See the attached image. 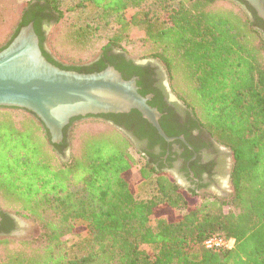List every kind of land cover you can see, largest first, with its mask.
I'll use <instances>...</instances> for the list:
<instances>
[{
  "label": "trees",
  "instance_id": "trees-1",
  "mask_svg": "<svg viewBox=\"0 0 264 264\" xmlns=\"http://www.w3.org/2000/svg\"><path fill=\"white\" fill-rule=\"evenodd\" d=\"M87 5L93 20L69 24L61 43L74 54L126 53L129 27L143 25L140 59L162 64L196 127L228 150L231 193L184 190L145 160L141 195L128 178L134 147L113 114L74 118L53 144L33 114L0 108V205L38 227L34 238L0 239V264H264V21L242 0H28L3 48L32 23L43 55L62 68L43 49L41 22L58 26ZM128 9H136L130 18ZM92 61L62 69L93 73L101 63L82 67ZM79 221L89 236L74 245L82 256L70 259L65 237ZM211 237L233 239V247L206 249Z\"/></svg>",
  "mask_w": 264,
  "mask_h": 264
},
{
  "label": "water",
  "instance_id": "water-1",
  "mask_svg": "<svg viewBox=\"0 0 264 264\" xmlns=\"http://www.w3.org/2000/svg\"><path fill=\"white\" fill-rule=\"evenodd\" d=\"M242 1L264 21V0ZM0 107L33 114L53 144L62 142L63 130L72 118L131 110L147 119L161 138L172 141L159 125L158 112L139 94L134 79H123L112 67L79 73L56 66L43 55L32 23L21 27L0 49Z\"/></svg>",
  "mask_w": 264,
  "mask_h": 264
},
{
  "label": "flooded vegetation",
  "instance_id": "flooded-vegetation-1",
  "mask_svg": "<svg viewBox=\"0 0 264 264\" xmlns=\"http://www.w3.org/2000/svg\"><path fill=\"white\" fill-rule=\"evenodd\" d=\"M47 26L43 20L40 26L43 33ZM43 49L47 52L44 46ZM51 59L54 60L52 56ZM54 62L62 68L70 67L56 60ZM94 63L101 64L91 68L93 73L100 72L97 71L99 66H104L102 70L112 67L122 78L125 72L129 75L127 80L134 79L139 94L145 92L141 96L146 97L148 105L158 112V122L163 132L171 134L168 137L172 138V141H165L136 110L113 114L116 116L119 129L126 135L134 150L140 154L144 163L145 160L150 161L157 168L170 174L184 190L198 192L219 186L220 178L228 173L231 163L224 158L222 147L196 127V121L190 111L171 92L165 70L157 60H135L125 52L111 50L100 53L92 62L82 67L88 69ZM79 73H85V70ZM132 111H135V114H131ZM107 123L116 126L114 121L108 120ZM19 218L14 213L0 209V239L23 236L25 231Z\"/></svg>",
  "mask_w": 264,
  "mask_h": 264
},
{
  "label": "rangeland",
  "instance_id": "rangeland-1",
  "mask_svg": "<svg viewBox=\"0 0 264 264\" xmlns=\"http://www.w3.org/2000/svg\"><path fill=\"white\" fill-rule=\"evenodd\" d=\"M27 1L28 0H0V48L5 46V44L9 41L11 36L14 34L18 26L20 12L22 10V7L25 5V3H27ZM174 4L171 5L174 6ZM143 8H149V7L144 6ZM95 12H96L95 9L91 5H87L83 11L65 14L64 21L58 26H50L46 28L45 41L43 43V46L47 52L49 51L48 54H50L54 60L66 66L80 65L83 64V62L85 63L94 60L100 54L99 52H97V54L95 55H90V56L86 54H74L72 51L67 49L61 43V39H60L61 34L66 30V27L69 24L85 25L86 23L91 22L93 20ZM135 12L136 9H128L125 14L127 18H130ZM165 16L163 18H165ZM144 37H145V27L143 25H139V26L131 25L129 27V30L126 34L124 41L122 42V47H124L126 53L135 60H142L140 59V47ZM101 38L102 39L99 41L98 47L103 45L106 41V39H104L105 38L104 33H102ZM159 64L162 67V64L161 63ZM0 108L4 109L3 107ZM81 122L83 121L80 120L74 123L70 127V130L75 125H78ZM98 126L99 125L96 124H90L88 127L96 128ZM222 149L224 151L223 153H225L226 155L225 157L227 159V162L229 161L228 163H231L230 153L228 152V150L224 148ZM132 154L135 158L136 166L128 178L129 179L131 178L132 186L136 185L137 190L142 195L145 189V184L139 182L137 169H139L144 164V162L142 161L140 155L135 150L132 152ZM68 155H69V150L66 152V157ZM219 181L220 183L218 184L219 185L218 187H210L209 189H207V191L220 197L228 196L231 193V186L229 183L228 175L226 174L224 177L220 178ZM0 209L14 213V211H12L11 209L4 208L1 205H0ZM156 212L157 213H155V215L152 216L150 219L151 226L154 225L155 217H157L158 215H164L166 211L164 208H160ZM175 213L176 215H182L184 211H178ZM19 219H21L20 220L21 225L25 233L23 234V236L17 238H11V239H15L19 241V240H25L36 237L38 234L37 225L29 219H25L23 217H20ZM76 227H77L76 233L65 237V241L68 247V258L70 259H76L82 256V253H80L74 247V245L77 241H80L82 239H87L89 236L88 231L86 229V225L83 222L81 221L77 222ZM141 250L148 251V247L143 246L141 247Z\"/></svg>",
  "mask_w": 264,
  "mask_h": 264
},
{
  "label": "built area",
  "instance_id": "built-area-1",
  "mask_svg": "<svg viewBox=\"0 0 264 264\" xmlns=\"http://www.w3.org/2000/svg\"><path fill=\"white\" fill-rule=\"evenodd\" d=\"M233 244V239H225L224 237H211L204 242L205 248L210 250L230 249Z\"/></svg>",
  "mask_w": 264,
  "mask_h": 264
}]
</instances>
